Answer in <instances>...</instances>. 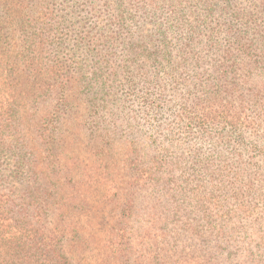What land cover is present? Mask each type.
Listing matches in <instances>:
<instances>
[{"label":"trees","instance_id":"1","mask_svg":"<svg viewBox=\"0 0 264 264\" xmlns=\"http://www.w3.org/2000/svg\"><path fill=\"white\" fill-rule=\"evenodd\" d=\"M120 1L59 0L52 20L48 0H0V264H264V0H134L166 22L134 42L154 114L134 184L105 175L97 145L85 168L67 157L90 90L77 51L101 61Z\"/></svg>","mask_w":264,"mask_h":264},{"label":"rangeland","instance_id":"2","mask_svg":"<svg viewBox=\"0 0 264 264\" xmlns=\"http://www.w3.org/2000/svg\"><path fill=\"white\" fill-rule=\"evenodd\" d=\"M127 1L133 6L126 3V0H121L119 5L117 3V8L116 4L113 8H108L107 16L115 18V21H101L107 36H113L115 40L112 42L107 40L101 48V61H97V57L92 53L77 51L79 59L83 60L81 63H84L82 75L90 90L85 89L88 92L84 90L79 96L80 100L74 102L77 112L72 127L75 142H71L70 139L67 149L72 156L68 153L67 157L76 156L81 168H85L94 161V156H90L88 150L97 145V149L92 151H99L102 155L105 175L117 181L131 178L134 184V139L142 142L145 136L153 132L145 122L154 118L152 112L145 118L139 108L140 102L134 97V42L142 33H148V37H142L144 42L150 38L156 40V28L164 26L166 22L165 16L160 12L150 11L143 16L134 10V0ZM48 2L50 17L54 20L53 10H57L59 0H48ZM118 10L121 14L123 11V17H119ZM98 65L100 71L95 70ZM141 65L148 70L152 68L149 63L147 66ZM93 72L100 76L94 78ZM95 140L97 142L94 143ZM94 164V167L99 165L97 158ZM91 169L84 171L90 172ZM11 170H13L12 161L1 157L0 172L6 176ZM103 193L104 191L101 190L100 197ZM104 199H108L107 194ZM120 228L133 231V224H122ZM128 235L119 232L117 240L113 242L107 232L105 235L100 231L96 233V237L106 249L110 246H132L126 241ZM107 253L110 251L107 250Z\"/></svg>","mask_w":264,"mask_h":264}]
</instances>
